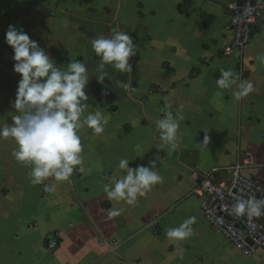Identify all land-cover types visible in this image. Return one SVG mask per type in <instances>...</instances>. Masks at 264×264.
Masks as SVG:
<instances>
[{"label": "crops", "instance_id": "0c3cea01", "mask_svg": "<svg viewBox=\"0 0 264 264\" xmlns=\"http://www.w3.org/2000/svg\"><path fill=\"white\" fill-rule=\"evenodd\" d=\"M233 0H0V127L11 124L20 75L6 43L9 25L23 29L57 64L79 60L89 70L88 111L108 117L100 136L81 130L85 173L57 182L55 192L30 182V167L18 163L15 143L0 139V264H264V255H244L212 229L200 213L196 177L230 167L264 188V18L237 56L224 57L230 41L228 5ZM128 33L137 47L133 92L127 76L106 67L111 80L96 76L99 58L90 40ZM221 69L254 85L236 100L219 89ZM220 93V95H217ZM166 111L180 120V147L158 149L154 121ZM209 138L206 147L202 144ZM135 169L156 161L163 177L135 206L110 199L104 185L124 175L119 160ZM46 183L52 184V178ZM123 208L109 218L108 210ZM196 217L195 234L167 238L169 228ZM56 239L55 249L47 241Z\"/></svg>", "mask_w": 264, "mask_h": 264}, {"label": "clouds", "instance_id": "9594fccd", "mask_svg": "<svg viewBox=\"0 0 264 264\" xmlns=\"http://www.w3.org/2000/svg\"><path fill=\"white\" fill-rule=\"evenodd\" d=\"M5 36L6 43L14 52V72L21 79L13 104L17 114L11 117V124L0 127V139L11 138L15 143L12 155L18 163L30 167V182L33 185L43 184L45 192H55L57 182L69 181L74 172H86L81 130L91 129L93 136H100L109 120L99 107L88 111L90 106L86 101L89 97L85 89L90 74L85 63L71 60L67 66L58 67L36 41L14 25H9ZM90 44L100 61L96 67L99 73L97 80L101 84L106 78L111 80L105 70L110 67L128 77L126 81H118L120 87L130 93L135 91L130 62L137 55L133 38L114 28L109 37L92 38ZM256 58L264 65V53H259ZM216 85L219 89L232 90L236 100L249 96L254 90L250 81L241 79L231 69H221ZM182 119V116L176 117L171 111H166L154 121L159 150L167 149L169 153L178 151ZM208 144L209 138L205 135L203 143L197 144V147L203 148ZM118 168L125 174L118 179L113 178L114 183L105 184L104 192L110 199L122 201L127 206H135L138 198L146 197L163 181L155 170L156 161L133 169L128 159L121 158ZM49 178H52V184L46 183ZM122 212L123 208L109 209L108 216L115 218ZM231 212L236 217H247L248 223L255 228L254 220L264 216V198L240 195ZM195 223L196 217H188L178 227L167 229L166 236L185 241L195 234L192 227Z\"/></svg>", "mask_w": 264, "mask_h": 264}, {"label": "built area", "instance_id": "2783aa9c", "mask_svg": "<svg viewBox=\"0 0 264 264\" xmlns=\"http://www.w3.org/2000/svg\"><path fill=\"white\" fill-rule=\"evenodd\" d=\"M228 7L230 41L222 50L224 57L240 55L250 43L256 25L264 18V0H233ZM242 169L234 166L222 170L226 177L221 181L216 176L217 170L202 173L196 177L194 192L200 195V213L213 230L244 255L255 251L264 255V216L254 220L256 227L253 228L247 217H236L231 212L240 195L264 198L263 186L245 177ZM57 245L56 239L47 241L48 249H55Z\"/></svg>", "mask_w": 264, "mask_h": 264}, {"label": "water", "instance_id": "95a60500", "mask_svg": "<svg viewBox=\"0 0 264 264\" xmlns=\"http://www.w3.org/2000/svg\"><path fill=\"white\" fill-rule=\"evenodd\" d=\"M247 242H248L249 244H251L248 240H247Z\"/></svg>", "mask_w": 264, "mask_h": 264}]
</instances>
